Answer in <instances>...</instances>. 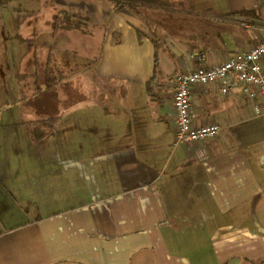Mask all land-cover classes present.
<instances>
[{"label": "crops", "instance_id": "1", "mask_svg": "<svg viewBox=\"0 0 264 264\" xmlns=\"http://www.w3.org/2000/svg\"><path fill=\"white\" fill-rule=\"evenodd\" d=\"M55 1L52 24L62 10L87 23L51 33L91 40L97 102L0 152V264H264V114L239 89L198 87L194 123L220 134L176 145L173 107L191 54L216 65L264 38V0ZM165 11L190 27L162 40L150 23Z\"/></svg>", "mask_w": 264, "mask_h": 264}, {"label": "rangeland", "instance_id": "2", "mask_svg": "<svg viewBox=\"0 0 264 264\" xmlns=\"http://www.w3.org/2000/svg\"><path fill=\"white\" fill-rule=\"evenodd\" d=\"M156 1L180 7L179 3ZM60 9L55 0H8L4 7L0 2V152L39 147L31 134L33 121L75 109L86 110L97 102L96 61L84 43L91 40L77 34L67 43L63 34L52 36L53 10ZM159 14L166 19L150 26L162 40L191 25L185 15L179 17L172 11ZM50 48L64 82L33 99L37 86L30 82L26 84L29 91L22 93L18 77L25 74L32 78L43 73Z\"/></svg>", "mask_w": 264, "mask_h": 264}, {"label": "built area", "instance_id": "3", "mask_svg": "<svg viewBox=\"0 0 264 264\" xmlns=\"http://www.w3.org/2000/svg\"><path fill=\"white\" fill-rule=\"evenodd\" d=\"M199 65L175 76L173 107L176 112L174 143L184 145L202 142L219 136L221 126L216 122L205 125L194 123L193 93L198 87L217 85L226 96L239 89L254 102V111L264 114V38L251 49L230 56L225 62L204 65V51L191 54Z\"/></svg>", "mask_w": 264, "mask_h": 264}, {"label": "trees", "instance_id": "4", "mask_svg": "<svg viewBox=\"0 0 264 264\" xmlns=\"http://www.w3.org/2000/svg\"><path fill=\"white\" fill-rule=\"evenodd\" d=\"M1 6L4 7L5 4H7L8 0H0ZM70 12L67 10L60 11L56 18L54 23L52 24V31L53 33L58 32L59 30L67 29V30H73V29H79L83 30L82 24L87 23H73L70 19ZM160 46H157V51H159ZM160 66L158 63V55L155 56V70H154V76L147 83V90L148 92L153 95V92L155 91V87H157L160 83ZM18 82L21 87L22 93H26L27 86L26 84L33 82L34 85L37 86V88L34 89V92L32 93V98H39L42 95H44L46 92H49L56 87L60 86L64 82V76L62 71L57 66V60L55 58V55L50 50L47 55V63L45 66V69L43 73H37L32 78L31 76L21 74L18 77ZM60 120V116H51L46 119H38L32 122L31 127V134L33 138L37 142H41L45 140L48 136H51L54 134L56 125L58 121Z\"/></svg>", "mask_w": 264, "mask_h": 264}]
</instances>
